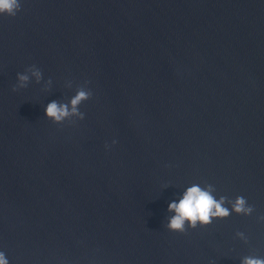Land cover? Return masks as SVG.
<instances>
[{
    "label": "water",
    "instance_id": "1",
    "mask_svg": "<svg viewBox=\"0 0 264 264\" xmlns=\"http://www.w3.org/2000/svg\"><path fill=\"white\" fill-rule=\"evenodd\" d=\"M20 3L0 15L9 264L264 258V0ZM32 65L41 82L13 91ZM85 81L83 120L44 117ZM192 184L212 185L228 208L243 196L253 212L169 231L168 204Z\"/></svg>",
    "mask_w": 264,
    "mask_h": 264
},
{
    "label": "clouds",
    "instance_id": "2",
    "mask_svg": "<svg viewBox=\"0 0 264 264\" xmlns=\"http://www.w3.org/2000/svg\"><path fill=\"white\" fill-rule=\"evenodd\" d=\"M21 10L20 0H0V15L15 17ZM17 83L13 86V91L26 88L30 80L39 84L42 80V72L35 65L29 66L23 73H17ZM46 83L51 85V79ZM87 81L77 88L75 94L67 103L53 100L44 108V117L54 124H63L65 121L83 120L84 113L79 110V106L92 97V92L87 89ZM69 86L70 83H69ZM116 141L113 140L112 144ZM107 148L108 145H105ZM212 185L201 187L199 184H192L187 187L178 201L168 204L167 210L173 213L168 217L167 229L172 232H184L185 227L195 228L197 223L200 226H207L214 218L224 219L235 213L237 215L248 216L253 212V207L247 204L246 198L237 196L231 201V208L225 207L226 197L217 199L213 195ZM264 218V217H260ZM243 236V233H238ZM0 264H9L3 251H0ZM241 264H264V258L256 256L243 257Z\"/></svg>",
    "mask_w": 264,
    "mask_h": 264
}]
</instances>
